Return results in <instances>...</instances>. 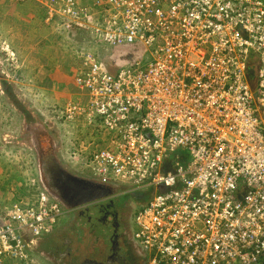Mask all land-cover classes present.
<instances>
[{
  "label": "built area",
  "instance_id": "built-area-1",
  "mask_svg": "<svg viewBox=\"0 0 264 264\" xmlns=\"http://www.w3.org/2000/svg\"><path fill=\"white\" fill-rule=\"evenodd\" d=\"M15 1L130 47L114 71L96 51L78 55L81 99L52 118L92 130L66 148L88 178L152 189L132 217L142 264H264V0ZM38 187L0 209V264H31L70 212Z\"/></svg>",
  "mask_w": 264,
  "mask_h": 264
},
{
  "label": "rangeland",
  "instance_id": "rangeland-1",
  "mask_svg": "<svg viewBox=\"0 0 264 264\" xmlns=\"http://www.w3.org/2000/svg\"><path fill=\"white\" fill-rule=\"evenodd\" d=\"M43 11L42 6L31 1L0 0V209L17 197L38 192L41 181L31 141L36 132H41L44 140L51 138L57 159L72 174L90 179V172L74 165L66 148L70 146L69 135L85 146L86 140L95 137L92 130L76 122L54 120L52 109L60 112L66 101L81 99L72 81L78 55L96 51L109 68L123 61L117 58L119 48L99 45L80 29L65 31L47 23ZM118 198L128 206L134 200L132 193H122ZM133 224V218L129 219L131 231ZM68 232L74 240L86 237L80 226L72 231L65 225L49 236L54 241L46 238L42 247L39 242L35 244L33 252L37 248L38 252L33 253L31 264H57V256L50 248H61ZM128 260H134L130 251L126 254Z\"/></svg>",
  "mask_w": 264,
  "mask_h": 264
},
{
  "label": "flooded vegetation",
  "instance_id": "flooded-vegetation-1",
  "mask_svg": "<svg viewBox=\"0 0 264 264\" xmlns=\"http://www.w3.org/2000/svg\"><path fill=\"white\" fill-rule=\"evenodd\" d=\"M60 163L63 168L71 173L62 160ZM97 185L101 184L97 182ZM91 186L93 187V185ZM79 188H81L80 184ZM111 190L113 191L111 196L98 198L68 212L72 215L73 220H69L70 222H67L66 227L74 231L75 226H80L83 231L86 228L85 224H87L90 236L87 239L76 238L74 240L68 232V237L65 238L63 246L53 250L54 255L57 256V264L60 262L61 264H123L122 262L125 264H142L144 251L134 240L132 231L130 227L128 228V220L133 217L136 209L150 195L132 192L134 200L128 206L118 198L122 193H126L122 186H113ZM79 194L80 197L76 199L89 196L87 193ZM76 248L80 250L76 251ZM129 251L133 259L138 262L126 261V254Z\"/></svg>",
  "mask_w": 264,
  "mask_h": 264
},
{
  "label": "water",
  "instance_id": "water-1",
  "mask_svg": "<svg viewBox=\"0 0 264 264\" xmlns=\"http://www.w3.org/2000/svg\"><path fill=\"white\" fill-rule=\"evenodd\" d=\"M40 133L33 134L31 141L36 151L41 186L58 198L66 208L72 211L82 204L113 194L111 186L101 183L96 186L98 181L71 174L63 168L57 159L51 138L47 136L49 140H44L42 138L44 135L41 134L40 137ZM79 184L82 189L79 188ZM79 193H87L89 196L76 199L80 197Z\"/></svg>",
  "mask_w": 264,
  "mask_h": 264
},
{
  "label": "crops",
  "instance_id": "crops-1",
  "mask_svg": "<svg viewBox=\"0 0 264 264\" xmlns=\"http://www.w3.org/2000/svg\"><path fill=\"white\" fill-rule=\"evenodd\" d=\"M16 2V1H15ZM17 3V2H16ZM19 3V2H18ZM43 13H44V11H43ZM42 18H43V20H44V15L42 14ZM120 50H119V52L121 53L120 55H118L117 56V58L119 59V60H121V59H123V60H127V59H129V57H131L133 54L131 53V51H130V47H121V48H119ZM110 70L111 71H114L115 70V67L113 66V68H110ZM70 78V77H69ZM70 80V79H69ZM152 190V189H151ZM150 196H151V194H150ZM74 216V215H73ZM64 217L66 218V221L64 220ZM63 218H62V221L60 222V223H58L57 224V226L54 228V232H58V231H60V230H62V228L65 226V225H67L66 223L67 222H70L71 220H73V218H72V215H70L69 213H67L65 216H64ZM70 220V221H69ZM63 224V225H62ZM52 231V233H50V234H46L45 236H46V238H49L50 239V241L52 242V241H54L55 239H53V237H49V236H51V235H53L54 234V232ZM46 238H44V236L42 237V238H40L39 239V247H42V245H43V242H44V240L46 239ZM49 239H47V240H49ZM48 246V245H47ZM38 249V248H37ZM37 249H35L34 250V254H36L37 252H38V250ZM54 249H53V247H52V251H53ZM38 255V254H37ZM1 264H24V263H21V262H19V261H17V260H14V259H5Z\"/></svg>",
  "mask_w": 264,
  "mask_h": 264
},
{
  "label": "trees",
  "instance_id": "trees-1",
  "mask_svg": "<svg viewBox=\"0 0 264 264\" xmlns=\"http://www.w3.org/2000/svg\"><path fill=\"white\" fill-rule=\"evenodd\" d=\"M249 73L250 74H252V69L251 70H249ZM138 192H140V193H146V194H148V195H150V194H152V190L149 188V189H145V190H141V191H138ZM146 201V200H145ZM80 222H82V221H80ZM86 225V228L83 230L84 232H85V238L84 239H87L89 236H90V234H89V230H88V228H87V224H85ZM52 233V232H51ZM50 234V233H49ZM46 235V234H45ZM45 235H43L44 236V238H46V236ZM42 236V237H43ZM41 237V238H42ZM40 242V241H39ZM51 250H52V247L50 248ZM134 262H138L136 259L134 260Z\"/></svg>",
  "mask_w": 264,
  "mask_h": 264
},
{
  "label": "clouds",
  "instance_id": "clouds-1",
  "mask_svg": "<svg viewBox=\"0 0 264 264\" xmlns=\"http://www.w3.org/2000/svg\"><path fill=\"white\" fill-rule=\"evenodd\" d=\"M19 3H20V2H19ZM21 3H22V2H21ZM72 31H74V30H72ZM72 168H74L75 170H79V169H76L77 167L75 168V167L72 166Z\"/></svg>",
  "mask_w": 264,
  "mask_h": 264
}]
</instances>
